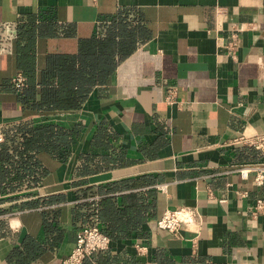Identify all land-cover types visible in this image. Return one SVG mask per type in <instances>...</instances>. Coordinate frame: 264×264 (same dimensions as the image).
I'll return each mask as SVG.
<instances>
[{
	"label": "crops",
	"instance_id": "obj_1",
	"mask_svg": "<svg viewBox=\"0 0 264 264\" xmlns=\"http://www.w3.org/2000/svg\"><path fill=\"white\" fill-rule=\"evenodd\" d=\"M121 12L148 37L107 84L77 110L23 100L14 77L58 87L50 59L77 56ZM27 122L74 135L64 158L40 156L41 183L0 191V264H64L82 226L118 238L83 264H264V185L238 172L264 152L234 142L264 135V0H0V129ZM177 208L199 212V234L158 227Z\"/></svg>",
	"mask_w": 264,
	"mask_h": 264
},
{
	"label": "trees",
	"instance_id": "obj_2",
	"mask_svg": "<svg viewBox=\"0 0 264 264\" xmlns=\"http://www.w3.org/2000/svg\"><path fill=\"white\" fill-rule=\"evenodd\" d=\"M128 17V12H121L107 36L82 40L77 56L52 57L46 77L58 75L60 85L49 87L45 81L46 86L37 90L27 83L23 100L38 96L44 111L79 109L93 86L107 84L119 62L136 49L139 40L148 37L146 29L134 27ZM4 135L5 141L0 144V191H14L25 178L35 185L41 183L47 170L40 156L47 153L64 158L74 132L55 124L27 122L7 129ZM109 237L112 241L118 239Z\"/></svg>",
	"mask_w": 264,
	"mask_h": 264
},
{
	"label": "built area",
	"instance_id": "obj_3",
	"mask_svg": "<svg viewBox=\"0 0 264 264\" xmlns=\"http://www.w3.org/2000/svg\"><path fill=\"white\" fill-rule=\"evenodd\" d=\"M219 14L222 13L220 8ZM239 34L237 31L231 36L228 44L230 54L234 56L238 49ZM27 84L26 77L19 73L12 80V85L18 91H22ZM166 102L169 105H180L174 91H170ZM5 141L4 131L0 129V144ZM236 144H245L257 150L264 152V135L242 136L234 140ZM243 180L254 177L256 186L264 185V163L245 165L238 169ZM246 194H242L245 196ZM254 214L264 213V197L257 199L254 205ZM158 227L169 232L174 236L181 234L182 230L191 229L199 234L201 229V217L197 210L188 208H177L166 210L163 216L158 220ZM112 246V240L109 236L102 232L98 226H82L77 234L76 243L71 254L64 259V264H83L84 261L94 254L107 251ZM136 248L139 254H146L147 247L137 244Z\"/></svg>",
	"mask_w": 264,
	"mask_h": 264
}]
</instances>
